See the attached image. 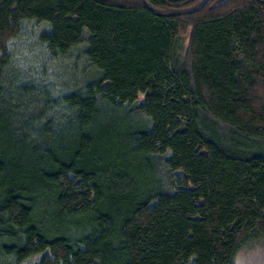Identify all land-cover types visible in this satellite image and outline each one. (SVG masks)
<instances>
[{"label":"trees","instance_id":"16d2710c","mask_svg":"<svg viewBox=\"0 0 264 264\" xmlns=\"http://www.w3.org/2000/svg\"><path fill=\"white\" fill-rule=\"evenodd\" d=\"M257 243L264 0H0V264Z\"/></svg>","mask_w":264,"mask_h":264},{"label":"rangeland","instance_id":"374dc122","mask_svg":"<svg viewBox=\"0 0 264 264\" xmlns=\"http://www.w3.org/2000/svg\"><path fill=\"white\" fill-rule=\"evenodd\" d=\"M19 60L23 63L24 60L21 52L17 53ZM142 98V97H141ZM239 264H264V244L257 243L255 246L243 251L238 257Z\"/></svg>","mask_w":264,"mask_h":264}]
</instances>
